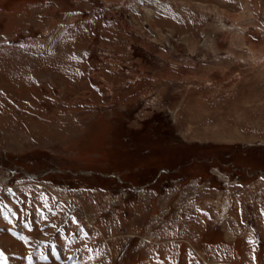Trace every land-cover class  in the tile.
I'll return each mask as SVG.
<instances>
[{
    "label": "rangeland",
    "instance_id": "obj_1",
    "mask_svg": "<svg viewBox=\"0 0 264 264\" xmlns=\"http://www.w3.org/2000/svg\"><path fill=\"white\" fill-rule=\"evenodd\" d=\"M0 264H264V0H0Z\"/></svg>",
    "mask_w": 264,
    "mask_h": 264
},
{
    "label": "snow or ice",
    "instance_id": "obj_2",
    "mask_svg": "<svg viewBox=\"0 0 264 264\" xmlns=\"http://www.w3.org/2000/svg\"><path fill=\"white\" fill-rule=\"evenodd\" d=\"M0 259H2V256H0Z\"/></svg>",
    "mask_w": 264,
    "mask_h": 264
}]
</instances>
